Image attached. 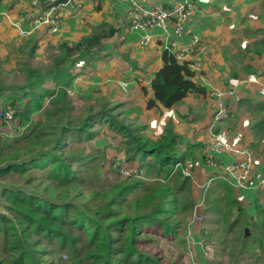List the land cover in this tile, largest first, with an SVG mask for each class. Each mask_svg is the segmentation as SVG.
Segmentation results:
<instances>
[{"label":"trees","instance_id":"1","mask_svg":"<svg viewBox=\"0 0 264 264\" xmlns=\"http://www.w3.org/2000/svg\"><path fill=\"white\" fill-rule=\"evenodd\" d=\"M102 27L77 42L48 46L52 53L44 64H33L40 31L15 52L10 49L0 56V109L15 107L10 125L17 123L21 131L10 143V136L3 138L0 131V179L18 174L25 178V185L33 183V191L0 189L4 203L0 212V264H47L45 249L53 246L66 251L74 264H160L157 253L147 244L155 236L173 239L182 223L193 215V191H204L193 185L192 178L182 179L181 174L188 160L195 170L202 145L183 146L185 142L173 124L166 123L160 135L152 139L139 118V109L124 110L123 103L104 96L96 97L83 110L75 108L68 90L78 76L76 63L94 59L102 40L115 32L109 28L107 33H96ZM245 51L262 55L264 37ZM12 54L15 67L7 70ZM161 59L162 67L150 83L153 97L147 101V110H169L189 94H205V89L193 82L194 72L188 62L180 63L171 51H164ZM11 75L13 81L4 79ZM248 105L260 116L252 132L264 140V99ZM133 113L135 117H131ZM3 126L6 124L0 121ZM105 129L119 139L126 166L135 164L153 175L150 184L120 176V181L100 191L88 194L80 190L85 183L82 168L91 161L85 145ZM33 170L41 171V176H32ZM218 173L211 174L206 183L218 177L217 188L224 190L225 198L222 204L206 202V207L211 206L216 215L223 212L226 230L231 231L238 216H243L239 236L251 227L264 239V204L256 202L258 220L250 223L246 208L235 198L238 189L221 178L226 175L223 170ZM201 201L198 204L204 208L205 201ZM235 211L238 215L229 222ZM256 240L261 248L263 242L258 236Z\"/></svg>","mask_w":264,"mask_h":264},{"label":"crops","instance_id":"2","mask_svg":"<svg viewBox=\"0 0 264 264\" xmlns=\"http://www.w3.org/2000/svg\"><path fill=\"white\" fill-rule=\"evenodd\" d=\"M24 1L31 7L30 0ZM136 1L150 9L155 5L169 8L185 0ZM129 5L130 0H69L68 4L59 7L61 24L56 34H48L46 28L42 27L27 36L19 37L13 28V22L20 15L28 16L33 12L31 9L27 11L26 6L16 5L11 10L7 0H0V29L3 30L0 32V56L21 46L29 36L38 31L40 42L36 53L47 46L77 42L89 36L93 29L103 23L108 24L115 32L102 44L96 55L102 62L88 73L80 71L83 67L75 70L78 76L70 88L73 104L76 99L92 103L96 97L105 96L112 102L123 103L127 111L139 109L140 120L147 125V129L152 130L147 134L152 139L160 135L166 123L173 124L180 136L185 135L182 136L185 142L183 146L186 143L202 145L196 155L197 164L191 180L196 188L204 187L211 174H219L221 167L231 165L234 160L229 153L213 149L212 137L220 135L221 139L227 140L222 132L225 131L232 111L237 112L233 109L237 108L239 111L244 108L245 103L255 105L264 99V53L253 55L245 51L246 48L251 50L264 37V0H217L209 5L196 3L194 13L180 35L175 34L173 24H167L164 29L155 27L150 32L152 40L148 45L141 44L144 33L129 31ZM28 21L22 24L25 30L29 28ZM41 31H45V35ZM195 38L199 43L193 47ZM172 43L176 45L172 46ZM164 51H171L180 63L190 64V70L194 72L192 80L205 89V94H189L180 105L169 110H147V101L153 97L150 83L154 74L162 67L161 57ZM13 57L12 54L7 70L15 67ZM247 68L255 73L250 74ZM233 75L236 77L233 78ZM216 92L224 93L223 100L229 109V118L220 123L213 121ZM248 109L252 110L249 105ZM133 114L136 116V113ZM248 115V111L236 115L235 125L228 131L234 135L239 133L240 141L247 144L242 147L248 148L251 145L249 149L254 155L253 172L264 174V140L257 142L252 132V127L260 116L254 122L252 116ZM177 124L184 128L185 134L177 128ZM104 131L108 134L106 129ZM111 136L113 137L112 134ZM216 178L218 177H213L212 181ZM229 185L232 186L231 183ZM234 192L235 198L246 208L250 216L249 222L253 223L257 218L254 205L256 202L264 204V191ZM233 215L236 217L238 214L235 211ZM240 219L243 223L244 217L238 216V220ZM197 223L193 222L185 227L191 229ZM197 229L199 230L198 227ZM195 235L197 234H194V240H197L199 237Z\"/></svg>","mask_w":264,"mask_h":264},{"label":"rangeland","instance_id":"3","mask_svg":"<svg viewBox=\"0 0 264 264\" xmlns=\"http://www.w3.org/2000/svg\"><path fill=\"white\" fill-rule=\"evenodd\" d=\"M7 3L11 5V10H13L14 6L16 5L20 7L26 6L27 11L31 9V12H33L32 8L29 5H26L24 0H7ZM109 28L110 26L108 24L103 23V27L96 30V33H107ZM111 29L114 30L113 28ZM1 31H3L2 28L0 29V32ZM109 38L110 37L103 39L102 44L107 41V39L109 40ZM15 50L16 48H13L11 49V52H15ZM51 53L52 50L49 49L48 46L43 51L39 50V52L36 53V60L33 61V64H36V61L41 64L46 63L47 58ZM99 62H102V60L98 59L96 56L94 59H87L85 62L86 65L84 64L82 66L83 69L80 71L87 73L88 71H94ZM9 66L10 65L7 67ZM4 79L10 82L13 81L14 76H5ZM15 79L18 81V83H21L23 80L19 77H15ZM87 104L89 103H85V101L81 102L77 99L74 101V106L78 111L83 110ZM123 109L126 110V107ZM233 110L237 112L232 111L231 117L225 125V131L222 132L225 139H227L224 141L229 146H247V144L240 141L239 133L234 135L229 132L235 125V116L239 113L248 111V116H252L254 122H256L259 117L254 111H250L248 109L247 103L244 104L243 109L238 111L236 108ZM131 117H135V114H132ZM183 126H186V124ZM17 127V123L13 125L6 124V126L0 127L3 138H8L6 136H10L9 143L21 132L19 129H17ZM177 128L182 131L183 134H185L184 128L181 125L177 124ZM151 131L152 130L148 128L146 134L150 133ZM197 132L201 131L197 130ZM182 136L181 138L183 139ZM253 137L257 139V142H260L261 138L258 134L254 133ZM119 145V139L112 137L109 133H101L96 137L95 140L85 145L86 153L91 157V161H89L88 164L82 168L81 173L85 178V183L80 185V190H82L83 193L91 194L93 191H100L121 180L116 168L120 169L122 166H128H126L127 164L124 161V157L119 151ZM255 156L257 158L256 154ZM132 166H135V164ZM41 173V171L33 170L32 176L38 178L41 176ZM144 178L145 179H139L144 181L146 184H150L153 181V175H150L146 172ZM24 179H21L20 175L18 174H14L8 179H0V189L3 187L12 189L24 188L29 191H33V183L30 185H25ZM202 188L204 190L203 193H199V189H195V191H193L195 206L198 204V201L200 202V199L203 202L205 201L204 208L201 205V207H199L197 210L194 209V212L196 210V213L201 217L199 221L194 220L193 212V215L189 216L186 221L182 223L178 234L173 239L155 236L154 240L147 244L153 252L157 253L160 264H264V239L261 237V232H256L254 228L252 229L250 227L247 228V236L245 235L244 231L243 235L239 236L240 228L243 224L241 223V219L238 220V223L235 224L231 231L224 229L226 228V224L224 222L223 214L219 213L216 215L214 209L211 206L206 207V202L212 203L219 201L222 204L221 200L225 198L224 190L222 188H217L216 180L212 181L210 184L206 183V185ZM0 202L1 212L3 211L4 203L1 199ZM207 210L209 211L206 212ZM233 216L234 215H231V218H228L229 222L235 220L236 217ZM257 220L258 216L255 220H253V222ZM193 222L198 223L191 226V229L185 227L191 225ZM197 227L200 231L197 229ZM194 234H197L195 236L199 237L197 240H194ZM253 235H255L256 239L258 236L259 240L263 242L261 248L259 247L258 240H256ZM202 239H204V242ZM45 255L44 261L47 264H74L69 259L66 251H60L55 246L52 248L46 247Z\"/></svg>","mask_w":264,"mask_h":264},{"label":"built area","instance_id":"4","mask_svg":"<svg viewBox=\"0 0 264 264\" xmlns=\"http://www.w3.org/2000/svg\"><path fill=\"white\" fill-rule=\"evenodd\" d=\"M57 0H30V5L33 13L26 16L20 15L19 18L13 22V28L19 37H24L39 28H46L48 34H56L59 31L61 24L60 14L58 13L59 7H54L53 4ZM124 1V0H120ZM213 1L217 0H185L182 3L172 5L169 8H163L162 6L155 5L150 9L141 6L136 0H130L129 9L127 11L128 28L132 33L142 32L144 35L141 38L142 45H148L152 37L150 32L153 28H165L167 24H173L175 27V34L180 35L183 31L184 25L191 18L194 13L196 3L209 5ZM69 3V0L67 4ZM28 21L29 28L23 29L22 24ZM198 39L193 40V47H196ZM176 43H172L175 46ZM172 53V52H171ZM85 62L79 61L76 63V68H81ZM68 94L71 96L72 91L69 89ZM217 103L216 112L213 116L214 123H220L229 118V109L225 105L223 100L224 93L216 92ZM15 107L12 108L9 105L0 109V121L10 125L13 121ZM214 141L213 149L216 151H225L234 157L231 165L224 168H220L226 175H223L225 181L227 180L238 190H261L264 191V174H255L253 172V153L252 150L246 147L239 148L238 146H229L220 135H214L212 137ZM241 158V160H239ZM194 165L188 160L185 162L183 169L181 170L182 179L192 178ZM121 178H141L145 179V171L138 169L134 166L121 167L118 171ZM220 177V176H219ZM212 182V179L208 181V184ZM200 207V203L196 205L197 210ZM194 212V220H199L201 217ZM204 242V239H202Z\"/></svg>","mask_w":264,"mask_h":264},{"label":"water","instance_id":"5","mask_svg":"<svg viewBox=\"0 0 264 264\" xmlns=\"http://www.w3.org/2000/svg\"><path fill=\"white\" fill-rule=\"evenodd\" d=\"M67 2H68V0H57L54 4H53V6L54 7H59V6H64V5H66L67 4ZM248 230H245V234H246V236H247V232Z\"/></svg>","mask_w":264,"mask_h":264}]
</instances>
